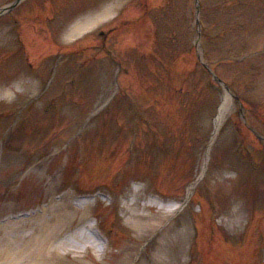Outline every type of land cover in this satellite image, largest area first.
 Listing matches in <instances>:
<instances>
[{"label": "rangeland", "instance_id": "rangeland-1", "mask_svg": "<svg viewBox=\"0 0 264 264\" xmlns=\"http://www.w3.org/2000/svg\"><path fill=\"white\" fill-rule=\"evenodd\" d=\"M2 88L0 225L56 203L105 247L69 263L264 264V0H23Z\"/></svg>", "mask_w": 264, "mask_h": 264}, {"label": "bare ground", "instance_id": "bare-ground-1", "mask_svg": "<svg viewBox=\"0 0 264 264\" xmlns=\"http://www.w3.org/2000/svg\"><path fill=\"white\" fill-rule=\"evenodd\" d=\"M6 9L7 7L0 9V13ZM84 21H78L69 30V35L73 36L86 32L91 25L89 26V21ZM0 90L3 96L9 94L6 88ZM229 102V93L223 91L213 119L212 139L228 110ZM195 184L194 181L186 187L183 203L188 201ZM140 191L141 188L138 187L133 194L136 196ZM68 195L73 196L72 193ZM63 206L53 203L40 211L17 216L2 223L0 225V264H89L81 259L71 260L70 263L65 261L66 254H76L75 251L79 243H84V250L92 249L95 252L104 253L103 238L93 231V227H87L83 231L65 236V233L73 228L76 219L74 218V212L70 210L61 211ZM135 206V199L124 204L130 220H134L133 223L131 222L132 225L136 228L139 226L143 230L149 224L148 222H141L143 215L135 212ZM176 209L174 208V211ZM86 241H90V243L86 244ZM96 245L99 248H96ZM159 253L160 249L158 248L155 258L153 257L149 264H162V261H165ZM76 256L79 255L76 254ZM122 264L126 263L123 262Z\"/></svg>", "mask_w": 264, "mask_h": 264}, {"label": "water", "instance_id": "water-1", "mask_svg": "<svg viewBox=\"0 0 264 264\" xmlns=\"http://www.w3.org/2000/svg\"><path fill=\"white\" fill-rule=\"evenodd\" d=\"M18 1H20V0H16V2H18ZM9 7H11V5Z\"/></svg>", "mask_w": 264, "mask_h": 264}, {"label": "flooded vegetation", "instance_id": "flooded-vegetation-1", "mask_svg": "<svg viewBox=\"0 0 264 264\" xmlns=\"http://www.w3.org/2000/svg\"><path fill=\"white\" fill-rule=\"evenodd\" d=\"M100 35H104V34L100 33Z\"/></svg>", "mask_w": 264, "mask_h": 264}]
</instances>
